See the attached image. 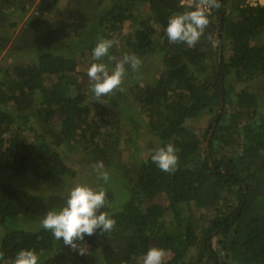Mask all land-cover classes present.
<instances>
[{
	"label": "trees",
	"instance_id": "16d2710c",
	"mask_svg": "<svg viewBox=\"0 0 264 264\" xmlns=\"http://www.w3.org/2000/svg\"><path fill=\"white\" fill-rule=\"evenodd\" d=\"M40 3L0 0V23L7 6L20 10L21 19L36 8L25 20L27 30L7 52L12 60L29 52L34 64L0 65V226L6 227L0 236V264L21 249H34L38 264H142L153 246L170 254L164 264H264V5L218 0L221 14L219 7L210 9L204 35L189 47L170 42L165 31L172 14L192 10L179 0H67L56 8L55 2L47 3V17L68 14L57 25L43 17ZM33 25L39 34L46 29L44 41L32 37ZM126 26L131 27L127 35ZM115 31L109 56L119 60L135 54L141 65L136 71L125 65L131 74L124 79L133 88L128 97L111 103L112 93L94 98L88 67H83L87 55L74 54L72 48H89V62H103L111 70L115 60L105 56L93 61L92 50L99 39L111 40ZM4 41L0 36V54ZM145 61H159L155 70L161 73L151 81H136L148 71L141 69ZM107 107L124 117L110 118ZM206 115L209 121L200 134L187 125ZM140 116L159 141L150 137L148 157L126 170L118 130L132 126L137 145ZM168 143L178 156L171 173L151 159L157 147ZM76 145L93 165L102 162L115 179L118 174L121 189L130 194L111 214L113 230L97 229L77 241L87 249L83 254L41 227L47 212L60 209L66 198L51 192L54 185L74 173L61 150ZM94 179L103 185L97 170ZM27 181L46 184L49 190L35 192ZM161 196L168 207L155 201ZM11 226L15 228L8 230Z\"/></svg>",
	"mask_w": 264,
	"mask_h": 264
},
{
	"label": "clouds",
	"instance_id": "9594fccd",
	"mask_svg": "<svg viewBox=\"0 0 264 264\" xmlns=\"http://www.w3.org/2000/svg\"><path fill=\"white\" fill-rule=\"evenodd\" d=\"M189 7L192 10L172 14L168 18L165 31L170 42H183L193 47L204 35L210 23L208 11L220 5L218 0H193ZM113 43L114 41L110 39L101 38L92 50L93 61H101L105 56H108L109 60H115V67L111 70L103 62H93L87 69L90 91L97 100L117 89L123 91L121 85L126 73V64L130 65L133 71L138 70L141 65V60L135 54H125L119 60L109 56V49ZM176 152L174 145L168 143L166 146L157 147L151 159L162 171L171 173L176 170L178 164ZM93 167L97 170L98 178L107 183L110 176L103 169L102 162H98ZM105 207L109 208L110 205L103 187L93 188L78 183L70 189L65 206L47 212L41 220V227L51 232L56 240L60 241L62 238L64 245L83 254L81 244H77V241L83 242L86 235H94L97 229L103 233L110 232L116 225V220L110 217L109 211H101ZM165 256L166 252L163 248L150 247L143 256L142 264H164ZM3 259L4 253L0 252V260ZM38 262L39 256L34 249H21L5 264H38Z\"/></svg>",
	"mask_w": 264,
	"mask_h": 264
},
{
	"label": "rangeland",
	"instance_id": "374dc122",
	"mask_svg": "<svg viewBox=\"0 0 264 264\" xmlns=\"http://www.w3.org/2000/svg\"><path fill=\"white\" fill-rule=\"evenodd\" d=\"M41 1V3H40ZM67 0H39L40 3V7L43 10V17H47V14L49 11L45 12V5L48 4H52L53 2H55L54 7L56 8L57 6L60 5V7L62 5L66 4ZM69 1V0H68ZM110 1V0H109ZM107 4V3H106ZM105 6V5H104ZM33 6L32 8H30L29 12L27 13V15L21 19L20 18V10L16 11L15 7L12 6H7L6 7V12L8 13L6 16V19H2L1 23H0V36L1 37H5L6 41H7V45L4 47L3 51L0 54V65L1 67H3L4 69H7L8 67H10V61L11 64H16V63H24V64H34V60H31L29 58V52L22 54H19L17 57H15L14 60L8 58L7 56V52L9 50L10 47L13 46L15 40L21 35L22 36V32L24 30H27V26L25 27V20L28 18L29 14L31 12H35L34 10H36V8ZM45 12V13H44ZM37 14V12L35 13ZM67 13H65L64 16H60L59 13L57 15H53L50 18L51 21H53L52 23L54 25H57L58 22H60L61 20L67 19ZM127 25H130V22L127 23ZM36 26L33 25V27L29 28V31L32 32V37L35 39H39V41H44L41 40V34L43 32L46 31V29H44L43 32H38V30L35 28ZM131 30V27L126 26V29H124L123 33L126 32L125 34L127 35L129 33V31ZM122 33V34H123ZM118 33L115 31L112 34H110L111 40L112 38L115 39L116 35ZM29 39L28 35L25 37V40ZM4 41V42H6ZM47 41V39H46ZM58 47V46H57ZM72 50L74 51V54L77 52H81L79 53V56L86 54L87 56L84 57L85 61L83 67L86 68L89 67V56H91V53L89 51V48H82V51H79V48L76 47V45L74 44ZM228 55L230 54V52L227 53ZM161 58H159L158 60H160ZM143 61V60H142ZM159 62V61H158ZM158 62H152L150 61L149 63H147V61L144 62V64L142 65L141 69L144 68H148V71H146L145 75L142 76H137L136 77V81H141L142 79L144 80H152L155 79V77L157 78V76L161 73V71L156 72L155 67H158ZM161 63V61H160ZM91 64V63H90ZM161 67H163V65H161ZM163 69V68H161ZM129 74H131V72H127L125 73V77L130 76ZM135 78V77H134ZM132 79V77H131ZM144 83H142L143 85ZM122 88L123 91L120 90H116L115 92L113 91L111 94V98H110V102H114V101H119L122 98H124V95L126 94L128 97V92L131 91V89L133 88V83L130 82L129 80L123 79V83H122ZM109 102V101H108ZM106 103V102H105ZM109 104L107 103V106ZM106 115H110V118L113 117H117V118H123L124 115L120 114V112H118L116 110V108L112 109L111 107H107L106 108ZM261 112H264V108L260 110ZM107 118V116H106ZM109 118V119H110ZM139 118V125H137L136 129L138 130V134H136V139L138 140L137 145L134 146V144L132 143V140L135 138V131L133 129V127L131 126H124V127H119V133L121 135L120 137V144H119V148L121 150V159L123 160L122 162V166H124V168L129 169L131 168V170H133V167L136 165L140 164V160L144 159L145 157H148L149 152H147V150L149 149L148 147V143H149V138L151 137V140H154L158 143L159 138H157L153 132L151 131L150 128H144L143 126H146L147 124V119L145 117H138ZM209 121V117H207V115L205 116L204 119H197V120H191L188 122L187 125H189L196 133L202 132V130H204V128H206L207 123ZM121 130V131H120ZM44 132V129H41L39 131V133ZM200 134V133H199ZM69 148L66 151L61 150L62 153H64V155L68 156L66 160V165L68 167V169L71 172L74 173H70L69 175L63 176L61 177V179L58 181V184H55L54 189L51 190V192H53L54 195L57 196H66V198H62L61 202H60V207L62 208L63 206H65L66 204V199L68 197L69 191L72 187H74L76 184L80 183V184H87L93 188H99V187H103L106 190L107 193V200L108 203L110 205L109 208L105 207L102 208L101 211H109V215L111 217V214L119 211V209L121 208V206L124 204L123 202L127 201L128 198L130 197V194L126 191L123 192V190L121 189L120 185H119V177L117 174L116 179L113 176V172L109 173L110 179L107 183L102 182L103 185H101L100 183L97 182V179H94L95 176V168L93 167V163L91 161V157L90 155H88L87 157L84 154H79L78 151L80 150L81 146H68ZM129 172V171H128ZM127 173V172H126ZM101 180V179H100ZM27 181L28 184H32V188L33 190L36 191H40L41 193H46L49 188H47L46 184L40 183L39 185L31 182ZM52 186V185H51ZM124 186V185H123ZM53 187V186H52ZM125 188V187H124ZM126 190V189H125ZM155 201L162 205L163 207H168L169 202L168 200L164 197H158L155 199ZM204 212L203 210H198V213ZM172 215H168V219H171ZM17 220H13L11 222H15ZM15 224H18V226L21 224V222H16ZM30 226H35L34 223H30ZM8 230L11 228H15V226H11V227H7ZM6 232V227L5 226H0V236H2L4 233ZM81 251L83 253H85L87 251L86 248L80 247ZM79 251V250H78ZM80 252V251H79ZM170 257V254H168L167 256H165L164 260H167Z\"/></svg>",
	"mask_w": 264,
	"mask_h": 264
},
{
	"label": "water",
	"instance_id": "95a60500",
	"mask_svg": "<svg viewBox=\"0 0 264 264\" xmlns=\"http://www.w3.org/2000/svg\"><path fill=\"white\" fill-rule=\"evenodd\" d=\"M219 10V14H221V10H220V7L218 8ZM222 27H223V23H222V19H220V22H219V29H218V38L219 40H221V34H222ZM219 69L221 70V57H219ZM221 84H222V78H221ZM222 90H223V85H222ZM223 107H224V97L222 98V104H221V109L219 112L216 113V118H215V122H214V126H213V129L208 137V140L211 138L212 136V133L214 132V129L216 127V123H217V120H218V117L220 115V112L223 110ZM206 150H207V154L209 156V153H208V142H206ZM209 162H210V166L212 167V162H211V159L209 158ZM244 195L246 194V185H244Z\"/></svg>",
	"mask_w": 264,
	"mask_h": 264
},
{
	"label": "built area",
	"instance_id": "2783aa9c",
	"mask_svg": "<svg viewBox=\"0 0 264 264\" xmlns=\"http://www.w3.org/2000/svg\"><path fill=\"white\" fill-rule=\"evenodd\" d=\"M179 3H180L181 6L189 7V5L193 3V0H179ZM245 4L255 7V6H258V5H263L264 4V0H245Z\"/></svg>",
	"mask_w": 264,
	"mask_h": 264
},
{
	"label": "crops",
	"instance_id": "0c3cea01",
	"mask_svg": "<svg viewBox=\"0 0 264 264\" xmlns=\"http://www.w3.org/2000/svg\"><path fill=\"white\" fill-rule=\"evenodd\" d=\"M35 9V8H34Z\"/></svg>",
	"mask_w": 264,
	"mask_h": 264
}]
</instances>
